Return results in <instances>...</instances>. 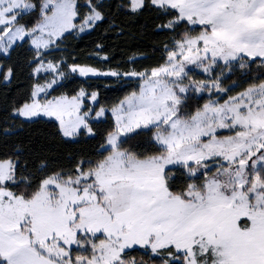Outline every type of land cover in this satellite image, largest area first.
Listing matches in <instances>:
<instances>
[{
  "label": "snow or ice",
  "instance_id": "obj_1",
  "mask_svg": "<svg viewBox=\"0 0 264 264\" xmlns=\"http://www.w3.org/2000/svg\"><path fill=\"white\" fill-rule=\"evenodd\" d=\"M125 7L163 18L157 28L172 40L156 66L122 73L48 59L67 34L105 19L94 0H0V55L29 46L33 77L0 119V141L45 120L66 142L101 137L67 165L26 145L0 157V264H145L141 249L152 264H264V0ZM234 68L248 77L242 88ZM68 73L134 77L139 87L93 111L85 99L95 104L97 92L53 94ZM15 75L0 63V83ZM108 113L100 134L93 121ZM145 135L146 145L130 143Z\"/></svg>",
  "mask_w": 264,
  "mask_h": 264
},
{
  "label": "trees",
  "instance_id": "obj_2",
  "mask_svg": "<svg viewBox=\"0 0 264 264\" xmlns=\"http://www.w3.org/2000/svg\"><path fill=\"white\" fill-rule=\"evenodd\" d=\"M83 2L84 0H81V3ZM94 2L102 5L101 11L105 19L83 35L67 34L68 38L48 56V59L122 73L133 69L145 70L161 62L164 47L170 45L172 36L167 30L157 28V25L163 22V18L155 9L149 8L141 15H133L125 7L127 0ZM31 54L30 47L24 46L13 52L10 57H0V63L13 66L16 72L13 82L0 83V119L7 115L13 105L25 100L31 90L33 77L30 75L31 67L27 62ZM104 56L108 59L104 60ZM65 71L67 72V69ZM260 71L259 68L252 69L253 76L258 75ZM230 75L241 88L246 85L248 77L242 75L240 69L234 68ZM200 78L203 77H197ZM231 83V80L228 81L229 85ZM138 87V80L124 77L82 79L69 75L56 86L53 94L71 95L84 88L89 93L99 94L97 108L101 106L110 108ZM206 100L205 97H196L189 103L195 105ZM112 122L111 115H107L106 119L93 122V126L102 134ZM100 139L98 135L96 139L82 137L75 142H66L57 134L54 122L45 120L26 126L17 137L7 142L0 141V157L10 155L16 145H26L29 149L39 152L40 156L60 165H67L71 163L72 158L94 153ZM147 141L148 137L145 135L137 137L130 143L143 146ZM143 253L144 250H137L135 258L145 264H152L149 256Z\"/></svg>",
  "mask_w": 264,
  "mask_h": 264
},
{
  "label": "rangeland",
  "instance_id": "obj_3",
  "mask_svg": "<svg viewBox=\"0 0 264 264\" xmlns=\"http://www.w3.org/2000/svg\"><path fill=\"white\" fill-rule=\"evenodd\" d=\"M92 29H93V28H91V29H89V30H86V31L83 32V33H80V32H77V31H74L73 33L76 34V35H79V36H80V35H83V34L89 32V31H91ZM0 57H2V55H0ZM42 75H44V74H42ZM46 75L50 76L51 74H46ZM69 75H71V76H76V77H78V78H82V79H88V78H101V77H102V78H105V77H112V76H88V77H82V76H79L78 74H75V73H68L67 76H69ZM193 75H194V78H197V77H199V76L205 78V77H204V74L201 73V72H199V70H193ZM114 78H118V77H114ZM124 78H129V79L137 80V78H134V77H126V76H125ZM61 82H62V81H61ZM57 86H58V85H57ZM204 97H205L206 99H208L207 96H204ZM197 98H200V97H197ZM97 103H98V99H97V102H96L95 104H93L90 100L85 99V107L91 106L92 109H93V111L98 110V108L96 107ZM108 115H111V114L108 113ZM102 120H104V119H102ZM93 122H97V121H93Z\"/></svg>",
  "mask_w": 264,
  "mask_h": 264
}]
</instances>
